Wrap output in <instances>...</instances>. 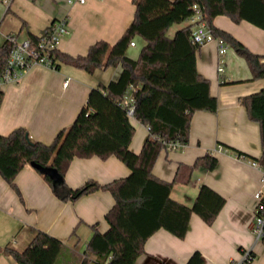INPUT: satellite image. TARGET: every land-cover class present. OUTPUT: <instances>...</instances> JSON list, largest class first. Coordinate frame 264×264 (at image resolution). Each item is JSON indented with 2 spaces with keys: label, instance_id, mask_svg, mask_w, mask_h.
<instances>
[{
  "label": "crops",
  "instance_id": "crops-1",
  "mask_svg": "<svg viewBox=\"0 0 264 264\" xmlns=\"http://www.w3.org/2000/svg\"><path fill=\"white\" fill-rule=\"evenodd\" d=\"M135 10L133 0H86L84 3L12 0L0 11V37L4 42L10 34L24 35L23 38L30 33L39 35L53 21L66 19L67 32L60 38L59 51L73 56L86 55L90 46L99 40L114 44L132 23ZM191 23V18L178 23L172 36ZM214 23L254 53L264 55L263 28L246 20L236 23L226 15H218ZM134 41L136 45L129 46L127 55L137 59L141 51L138 43L144 45L146 41L141 36H136ZM58 62L56 69L35 65L20 81L2 86L1 135L25 127L34 140L51 143L60 130L74 122L91 89L117 79L122 71V66L118 65L89 73ZM196 62L198 71L211 81V92L218 99V108L216 111H195L189 142L184 148L163 149L153 173L171 181L179 164H193L198 157L211 153L218 158L216 168L196 169L189 182L175 183L171 196L191 205L201 185H206L226 202L211 224L193 213L184 238L165 228L158 229L146 240L145 250L135 264H185L196 250L202 253L203 264H235L245 249L254 253L250 264H264V239L258 240L253 230L254 195L260 185L261 172L250 162L263 153L260 124L249 117L242 103L243 97L264 87V78L253 79L248 62L232 46L226 55L225 74L220 76L215 41L201 46ZM132 123L135 134L130 149L139 153L149 129L135 118ZM237 152L247 155V159L236 157ZM130 172L115 155L75 157L66 171L65 181L76 188L89 179L108 183ZM15 184L17 189L0 174V246L23 249L35 231L41 230L64 243L58 264H82L93 226L97 225L101 232L110 227L105 216L115 203L113 194L100 189L73 201L63 200L31 164L21 169ZM0 264L19 263L12 255L2 252Z\"/></svg>",
  "mask_w": 264,
  "mask_h": 264
},
{
  "label": "trees",
  "instance_id": "trees-1",
  "mask_svg": "<svg viewBox=\"0 0 264 264\" xmlns=\"http://www.w3.org/2000/svg\"><path fill=\"white\" fill-rule=\"evenodd\" d=\"M133 1L136 5L134 19L114 44L99 40L90 46L86 55L79 56L59 49L54 51L56 68L58 60L89 73L121 65L120 76L92 88L74 122L60 130L51 143L34 140L25 127L15 128L7 135L0 134V174L16 189L17 174L26 164L35 161L53 166L61 173L63 181L59 183L42 174L63 200L73 201L100 189L113 194L115 203L105 216L110 227L101 232L97 225L93 226L82 264H135L145 250L146 240L158 229L165 228L184 238L193 213L211 224L226 202L206 185H201L191 205L171 196L175 183L189 182L196 169L216 168L218 158L211 153L198 157L193 164H179L171 181L153 173V166L166 147L164 141L178 140L187 144L194 112L218 108L210 79L197 68L196 56L201 46L192 41L194 23L178 29L173 36L168 35L169 28L191 18L197 11L196 5L214 35L226 39L246 59L252 78H264V55L254 53L214 23L218 15H226L236 23L246 20L264 29V0ZM136 36L144 38L146 44L138 58L132 59L127 50ZM29 38L36 42L39 36L30 33ZM11 49L7 40L0 44V69ZM132 85L136 86L134 117L149 128L139 153L130 149L135 127L122 104ZM3 95L0 90V105ZM242 103L249 117L260 124L263 153L257 160L264 166V87L243 97ZM111 155L130 168L128 176L108 183L89 179L76 188L66 183V171L75 157L108 158ZM63 248L60 239L37 230L25 248L0 246V254L12 255L19 264H58ZM250 255L254 257L252 251ZM203 262L202 253L196 250L185 264Z\"/></svg>",
  "mask_w": 264,
  "mask_h": 264
},
{
  "label": "built area",
  "instance_id": "built-area-1",
  "mask_svg": "<svg viewBox=\"0 0 264 264\" xmlns=\"http://www.w3.org/2000/svg\"><path fill=\"white\" fill-rule=\"evenodd\" d=\"M86 0H69L71 3H84ZM7 7L12 0H3ZM191 17L194 27L192 33L193 43L203 46L208 42L215 41L218 47V66L217 70L220 76H223L226 71V55L231 47L229 42L220 36H215L212 29L209 27L207 21L204 19L203 13L198 9ZM67 32V20H55L47 29L41 32L38 36V41L34 42L29 37L20 38L17 34H10L6 36V40L12 45L11 52L5 65L0 69V90L4 84L18 82L25 74L35 65H43L56 69V60L54 51L59 49L58 45L62 34ZM130 45L135 46L136 42L132 40ZM136 86H131L122 104L127 108L128 115L134 119L135 112V98L133 91ZM149 129V128H148ZM165 149L174 150L184 148L186 144L181 141H164ZM240 159H247L244 154H235ZM251 164L258 168L261 172L259 188L255 192V215L253 221V230L258 240L264 239V166L257 160H250ZM250 250L242 251V258L235 262V264H250L254 258L250 255Z\"/></svg>",
  "mask_w": 264,
  "mask_h": 264
},
{
  "label": "water",
  "instance_id": "water-1",
  "mask_svg": "<svg viewBox=\"0 0 264 264\" xmlns=\"http://www.w3.org/2000/svg\"><path fill=\"white\" fill-rule=\"evenodd\" d=\"M31 165L41 173L48 175L52 180H54V182L59 183L63 181V176L57 168L53 166H45L35 161L31 162Z\"/></svg>",
  "mask_w": 264,
  "mask_h": 264
},
{
  "label": "rangeland",
  "instance_id": "rangeland-1",
  "mask_svg": "<svg viewBox=\"0 0 264 264\" xmlns=\"http://www.w3.org/2000/svg\"><path fill=\"white\" fill-rule=\"evenodd\" d=\"M4 5L7 6V4L3 3V1L0 0V11L4 8ZM177 27H178V23H174V24L170 27V29L168 30V34H169L170 36H172L173 32L176 30ZM19 37H20V36H19ZM23 37H24V35H22V37H20V38L22 39ZM2 42H3V41H2V39H1V37H0V44H1ZM142 47H143V45L140 44V43H138V47H137V48H142Z\"/></svg>",
  "mask_w": 264,
  "mask_h": 264
}]
</instances>
